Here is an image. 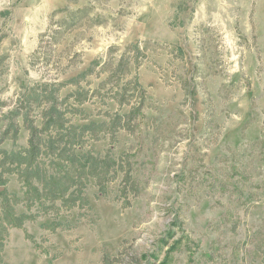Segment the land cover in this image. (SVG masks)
<instances>
[{
  "label": "rangeland",
  "instance_id": "1",
  "mask_svg": "<svg viewBox=\"0 0 264 264\" xmlns=\"http://www.w3.org/2000/svg\"><path fill=\"white\" fill-rule=\"evenodd\" d=\"M46 85L124 167L56 200L9 175L0 264H264V0H0V133Z\"/></svg>",
  "mask_w": 264,
  "mask_h": 264
},
{
  "label": "trees",
  "instance_id": "2",
  "mask_svg": "<svg viewBox=\"0 0 264 264\" xmlns=\"http://www.w3.org/2000/svg\"><path fill=\"white\" fill-rule=\"evenodd\" d=\"M58 91L50 85L41 86L37 90L32 89V94H24L25 98L19 100L15 107L4 115L5 124L0 133V145L6 140H12L13 144L16 142L19 133L18 118H22V124L28 131V139L25 147L15 145L11 151L0 148V187L6 185L9 175H17L24 180L26 186L24 196L29 192L39 199L49 195L50 199L56 200L62 199L68 193V197L78 195L83 189L82 181L89 175L99 183L103 179L107 180V175L111 170L114 171L113 166L123 169L122 158L112 162L94 156L91 151L76 153V150L83 149L84 138L94 139L95 134L92 132H99L98 124L90 122L80 126H67L65 117L67 110L62 109V102L57 96ZM71 95L75 97V94ZM71 95L62 101H67ZM35 109L41 111L37 113L39 116L41 114V127L35 126L34 120L29 117ZM118 160L121 162L117 163ZM123 182L134 191V194L135 191L137 193V186L132 181L130 183L129 174H124ZM70 190L72 192H69ZM1 195H6V192ZM7 199H3L2 204L3 220L6 219L5 209L10 206ZM28 199L31 200V197ZM29 202L30 206L32 203ZM23 218L24 215L18 219V223L11 222L10 225L20 226ZM0 220L2 223L1 218ZM107 263V260H104V264Z\"/></svg>",
  "mask_w": 264,
  "mask_h": 264
},
{
  "label": "water",
  "instance_id": "3",
  "mask_svg": "<svg viewBox=\"0 0 264 264\" xmlns=\"http://www.w3.org/2000/svg\"><path fill=\"white\" fill-rule=\"evenodd\" d=\"M2 188H0V190H1Z\"/></svg>",
  "mask_w": 264,
  "mask_h": 264
}]
</instances>
